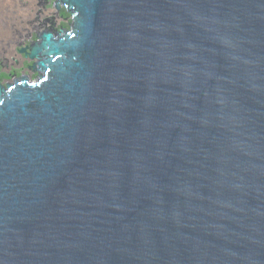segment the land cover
I'll return each mask as SVG.
<instances>
[{
	"label": "water",
	"instance_id": "95a60500",
	"mask_svg": "<svg viewBox=\"0 0 264 264\" xmlns=\"http://www.w3.org/2000/svg\"><path fill=\"white\" fill-rule=\"evenodd\" d=\"M55 2L0 90V264H264V0Z\"/></svg>",
	"mask_w": 264,
	"mask_h": 264
},
{
	"label": "bare ground",
	"instance_id": "6f19581e",
	"mask_svg": "<svg viewBox=\"0 0 264 264\" xmlns=\"http://www.w3.org/2000/svg\"><path fill=\"white\" fill-rule=\"evenodd\" d=\"M68 8L55 0H0V87Z\"/></svg>",
	"mask_w": 264,
	"mask_h": 264
},
{
	"label": "flooded vegetation",
	"instance_id": "af4514ba",
	"mask_svg": "<svg viewBox=\"0 0 264 264\" xmlns=\"http://www.w3.org/2000/svg\"><path fill=\"white\" fill-rule=\"evenodd\" d=\"M75 25L74 17L67 9V11L61 16L48 33L53 36V41L55 42L60 39L64 40L67 37L74 35ZM41 42L42 40L38 44ZM31 52L0 87V90L3 93L8 92L10 87H14L21 82L36 84L46 79L45 73L39 70L38 63L40 60L38 58H32ZM40 58L45 59L46 57L44 56Z\"/></svg>",
	"mask_w": 264,
	"mask_h": 264
},
{
	"label": "rangeland",
	"instance_id": "374dc122",
	"mask_svg": "<svg viewBox=\"0 0 264 264\" xmlns=\"http://www.w3.org/2000/svg\"><path fill=\"white\" fill-rule=\"evenodd\" d=\"M12 27H11V35L13 34V32H15V34L17 33V30H19V26H20V24H18V25H11ZM14 27V28H13ZM21 27V26H20ZM21 32H23V30L21 31ZM14 36H16V35H14Z\"/></svg>",
	"mask_w": 264,
	"mask_h": 264
}]
</instances>
